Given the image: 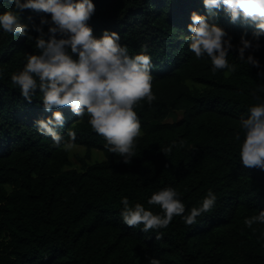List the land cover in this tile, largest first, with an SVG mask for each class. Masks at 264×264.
Segmentation results:
<instances>
[{"label": "trees", "instance_id": "16d2710c", "mask_svg": "<svg viewBox=\"0 0 264 264\" xmlns=\"http://www.w3.org/2000/svg\"><path fill=\"white\" fill-rule=\"evenodd\" d=\"M96 11L87 22L93 34L116 31L130 54L148 44L152 56L156 100L137 110L143 135L136 157L125 164L104 149V140L69 106L58 131L76 133V145L87 150L81 170L72 166L70 153L53 147L40 135L35 121L51 115L39 97L28 102L13 86L10 75L34 54L35 40L0 32V264H147L151 256L163 264H264V241L244 225V218L264 210V170L247 168L239 160L234 141L239 118L247 114L256 95L264 97V35L261 47L248 50L261 68L240 62L230 50L235 73L213 75L207 60H197L184 36L190 14L207 15L202 0H93ZM14 9L13 0H0V12ZM217 23L238 45L241 35L253 38L257 29L243 20L231 22L222 9ZM46 15L31 9L22 22L39 24ZM50 15V14H48ZM31 17V19H29ZM47 32V26H45ZM255 42V41H254ZM177 113L178 120L169 121ZM176 140L185 144L171 154L162 149ZM105 160L89 165L91 151ZM173 186L183 195L186 212L198 206L209 188L217 194L211 212L186 225L179 216L168 228L142 231L123 223L121 196L132 204L149 205L152 192ZM264 229V225H254ZM162 231V239H156Z\"/></svg>", "mask_w": 264, "mask_h": 264}, {"label": "clouds", "instance_id": "9594fccd", "mask_svg": "<svg viewBox=\"0 0 264 264\" xmlns=\"http://www.w3.org/2000/svg\"><path fill=\"white\" fill-rule=\"evenodd\" d=\"M202 2L207 15L192 11L191 22L187 25L191 35L183 37L194 57L209 61L213 75L221 70H226L225 74L237 71L239 65L229 60L230 50L238 52L240 62L261 68L254 55L249 53L245 59V54L262 46L264 0ZM13 3L14 9L0 12V32L35 40L37 51L27 54L23 68L12 72L10 79L28 102L38 96L44 110L51 112L50 116L35 121L40 135L50 137L53 147L65 151L76 147L77 133L73 128L67 130L68 139L58 131L64 126L66 117L57 109L69 106L80 121L87 118L91 129L103 138L108 153L116 154L125 164H130L136 157L139 137L143 135L136 109L157 98L153 91V63L148 44L141 45L140 51L132 55L129 48L120 43L121 37L116 31L106 29L101 36H95L87 23L96 11L93 0H13ZM26 9L46 14L40 17L39 24L31 25L38 36H32L29 24L22 22L21 14ZM220 9L233 23L239 19L254 24L257 31L253 38H246L245 33L239 44L234 45L233 37L216 22ZM258 75L264 76V69ZM259 91L264 92V85L259 86ZM252 94L258 102L250 104L247 114L240 116L234 141L239 149V160L245 167L264 170V97L256 95L255 91ZM184 144L183 140H173L162 152L171 154L173 148L179 150ZM182 195L173 186L152 192L147 203L158 205L159 212L140 202L132 204L128 196H121L119 214L124 224L130 227L142 225V231L147 233L168 228L177 216L186 225H195L198 217L214 209L218 199L209 188L199 205L186 212ZM244 225L253 233L259 232L257 239L264 241V229L254 227L264 225V210L246 216ZM155 235L160 240L164 233L156 231ZM147 264L163 262L151 256Z\"/></svg>", "mask_w": 264, "mask_h": 264}, {"label": "rangeland", "instance_id": "374dc122", "mask_svg": "<svg viewBox=\"0 0 264 264\" xmlns=\"http://www.w3.org/2000/svg\"><path fill=\"white\" fill-rule=\"evenodd\" d=\"M181 117H182V113H177L173 117L169 118V121L178 120ZM69 153H70V159H71L72 166L70 168H68V170L69 169L81 170L82 163L80 160L86 158V154H87L86 148L83 146H77L76 145V147H74L72 150H69ZM104 160H105V155L101 151L92 150L91 151V159L87 160V163L89 165H92L95 163H100Z\"/></svg>", "mask_w": 264, "mask_h": 264}]
</instances>
